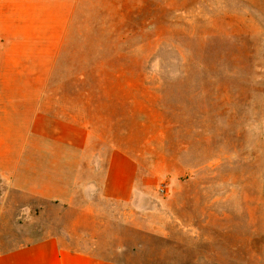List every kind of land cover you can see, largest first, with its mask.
Listing matches in <instances>:
<instances>
[{
    "label": "rangeland",
    "instance_id": "obj_1",
    "mask_svg": "<svg viewBox=\"0 0 264 264\" xmlns=\"http://www.w3.org/2000/svg\"><path fill=\"white\" fill-rule=\"evenodd\" d=\"M65 47L31 84L30 166L65 183L78 164L79 187L9 192L0 251L59 236L124 264H264V0H80ZM114 151L126 202L102 193Z\"/></svg>",
    "mask_w": 264,
    "mask_h": 264
},
{
    "label": "crops",
    "instance_id": "obj_2",
    "mask_svg": "<svg viewBox=\"0 0 264 264\" xmlns=\"http://www.w3.org/2000/svg\"><path fill=\"white\" fill-rule=\"evenodd\" d=\"M79 5L80 0H0V223L9 192L68 203L79 187L76 163L74 173L65 183L61 172L50 177L41 171V166L34 171L30 166L31 84L46 81L38 76L56 65L66 48ZM66 123L76 122L71 119ZM74 127L73 132L78 133L76 140L79 141L80 133L86 147L92 134L84 126ZM135 174L133 160L114 151L105 174L103 196L117 202L129 200ZM0 264L124 263L99 257L88 248H75L59 236H50L0 251Z\"/></svg>",
    "mask_w": 264,
    "mask_h": 264
}]
</instances>
